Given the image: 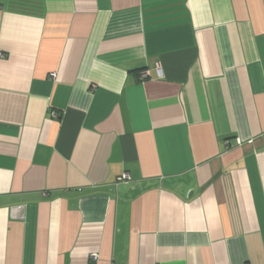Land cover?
<instances>
[{
    "label": "crops",
    "instance_id": "1",
    "mask_svg": "<svg viewBox=\"0 0 264 264\" xmlns=\"http://www.w3.org/2000/svg\"><path fill=\"white\" fill-rule=\"evenodd\" d=\"M0 54V264H264V0H0Z\"/></svg>",
    "mask_w": 264,
    "mask_h": 264
},
{
    "label": "built area",
    "instance_id": "2",
    "mask_svg": "<svg viewBox=\"0 0 264 264\" xmlns=\"http://www.w3.org/2000/svg\"><path fill=\"white\" fill-rule=\"evenodd\" d=\"M0 57L3 58L4 55L0 54ZM144 79H145V75H141L140 80H144ZM126 180H128L127 175H123V176L119 179V181H126ZM93 259L95 260L96 257H93Z\"/></svg>",
    "mask_w": 264,
    "mask_h": 264
}]
</instances>
